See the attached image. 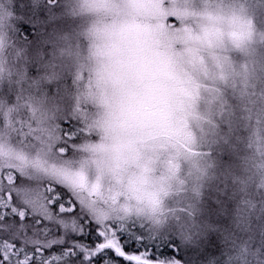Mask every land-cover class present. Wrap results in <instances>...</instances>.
Listing matches in <instances>:
<instances>
[{
    "label": "snow or ice",
    "instance_id": "1",
    "mask_svg": "<svg viewBox=\"0 0 264 264\" xmlns=\"http://www.w3.org/2000/svg\"><path fill=\"white\" fill-rule=\"evenodd\" d=\"M81 10L98 16L90 33L99 58L95 80L89 81L92 103L78 104V116L60 121L55 136L39 127L47 115L38 102L18 108L0 129L19 149L0 152L5 158L0 163V264H98L101 259L119 264L109 253L134 264H164L149 251V226L97 207L107 198L99 179L90 181L92 160L80 150L96 157L107 151L106 139L119 135L123 142L116 150L128 162L137 160V144L148 140L190 151L193 123L201 131L204 126L215 130L217 121L231 124L242 117L250 147L259 154L257 167L264 169V64L255 53L228 54L220 16L208 14V25L194 34L177 28L194 14L165 8L161 0H84ZM176 43L184 45L182 51L174 49ZM97 138L101 143H93ZM199 171L207 174L206 168ZM259 187L264 188V177ZM160 192L168 195L163 185ZM201 195L199 188L192 189L193 201ZM182 211L192 216L195 207ZM132 244L135 248L126 251Z\"/></svg>",
    "mask_w": 264,
    "mask_h": 264
},
{
    "label": "trees",
    "instance_id": "2",
    "mask_svg": "<svg viewBox=\"0 0 264 264\" xmlns=\"http://www.w3.org/2000/svg\"><path fill=\"white\" fill-rule=\"evenodd\" d=\"M0 7L10 13L6 27L13 47L24 50V56L9 61V74L0 79V100L23 106L22 111L38 102L45 110L43 98L50 97L52 87H59L72 99H88L95 40L86 38L84 30L94 17L80 14L70 0H0ZM254 9L257 23L264 26V0H255ZM169 23H176L175 18H169ZM61 37L70 40L76 57L59 53L64 46ZM69 117L58 121L67 123ZM3 122L0 118V129ZM217 123V129L204 126L203 131L192 124L196 158L210 164L215 177L205 182L194 214L189 217L182 211L163 231L150 229L146 239L152 248L149 251L164 264H264V188L259 187L264 169L257 167L259 154L250 147V129L242 117L231 124ZM181 174H190L187 166ZM58 190L70 196L62 186ZM212 233L225 234V242L214 240ZM185 234L193 237L194 244L185 246L181 239ZM87 240L91 242L92 237ZM245 243L255 256L241 251ZM134 248L132 244L126 251ZM109 256L119 264H134L114 253Z\"/></svg>",
    "mask_w": 264,
    "mask_h": 264
},
{
    "label": "clouds",
    "instance_id": "3",
    "mask_svg": "<svg viewBox=\"0 0 264 264\" xmlns=\"http://www.w3.org/2000/svg\"><path fill=\"white\" fill-rule=\"evenodd\" d=\"M70 2L77 6L80 14L94 17L84 30L86 38L92 37L90 33L97 24V14L81 10L84 0H70ZM114 2L123 3L125 0H114ZM161 3L165 8L176 7L193 13L194 15L185 17L183 25L178 24L177 28H191L194 34H200L202 27L208 25V14L222 17L223 22L218 27L225 34L228 54L244 57L255 53L256 61L264 64V26L257 23L255 0H161ZM9 16L10 13L0 7V79L9 74L10 60L24 56L23 49L14 48L12 45L6 27ZM60 39L63 40L64 46L59 49V53L69 58L76 57L77 50L70 45V40L65 37ZM173 47L180 52L184 45L176 43ZM95 50L93 47L92 54ZM93 56L94 81L99 68V58ZM85 76L87 77V74ZM256 86L261 87L259 81H256ZM18 110L17 107L0 100V118L3 120H11ZM99 110L103 112L102 108ZM54 123L50 121L49 125L44 126L53 136L58 131ZM122 142L123 138L119 135L109 137L104 141L107 151L97 154L96 157H93L92 153L80 150L83 158L92 160L87 169L90 181L95 183L99 179L100 189L107 198V202L98 201L97 207L103 209L109 216H127L143 222L154 232L163 231L174 218L180 216L182 209L190 205L196 208L199 198L192 200V189L199 188L202 192L201 186L215 178L209 167L210 164H203L193 154L195 153L193 146L190 151H185L169 143L148 140L137 144L138 158L135 162H128L125 155L116 150ZM93 143L99 144L101 141L97 138ZM9 148L19 150L5 138L3 133H0V152H6ZM97 161L100 162L99 166ZM3 162L5 158L0 156V163ZM186 166L191 176L181 174ZM205 168L207 174L201 175L199 169ZM173 172L175 175L172 174ZM197 176L200 177L199 180L195 179ZM161 185L167 190L168 195L165 196L160 192ZM157 194H159L158 206L155 203ZM184 241L189 242L187 234L184 235ZM241 251L255 256V251L247 243L241 245Z\"/></svg>",
    "mask_w": 264,
    "mask_h": 264
},
{
    "label": "rangeland",
    "instance_id": "4",
    "mask_svg": "<svg viewBox=\"0 0 264 264\" xmlns=\"http://www.w3.org/2000/svg\"><path fill=\"white\" fill-rule=\"evenodd\" d=\"M53 89L56 90L55 93H51ZM51 92L49 98L46 99L43 98V102L47 105L43 107L45 108V110H42V112L47 115V119L43 121H39L38 122L39 127H44L45 125H49L50 121H54L55 128H58L59 126L58 120L67 118L69 116L71 117L75 115L76 117L78 116V110H77L78 104H91L90 100L86 98H79V99L70 98L69 96L61 93L63 91L59 87H55V88L52 87ZM79 142L83 143L82 140ZM212 237L216 241L225 242L224 240H226L225 234L221 236L220 234L212 233ZM188 238H189V242H185L184 238H181L183 243H186L185 246H188L187 244L189 245L194 244L193 237L188 235ZM213 238H209L210 243H212L211 241Z\"/></svg>",
    "mask_w": 264,
    "mask_h": 264
}]
</instances>
